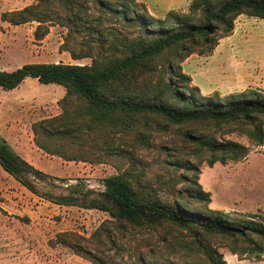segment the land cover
Returning <instances> with one entry per match:
<instances>
[{"label": "trees", "instance_id": "obj_1", "mask_svg": "<svg viewBox=\"0 0 264 264\" xmlns=\"http://www.w3.org/2000/svg\"><path fill=\"white\" fill-rule=\"evenodd\" d=\"M242 15L264 20V0H192L185 11L152 10L139 0H38L2 14L15 26L37 23L38 42L51 27L65 28L61 50L74 60H92L90 65L30 63L13 72L0 70V89L14 90L34 78L65 90L60 113L33 124L36 146L66 162L130 161L127 169L103 181L99 200L83 207L107 212L111 219L90 238L59 233L51 247L65 246L93 264H228L219 244L241 259L264 260V219L233 220L211 210V194L196 176L146 180L135 154L160 150L175 171L198 175L199 164L184 156L209 167L248 157L250 146L230 135L264 146V92L250 88L223 99L217 93L206 97L183 68L194 54L211 56L222 39L234 34ZM172 130L176 138L155 147L157 135ZM0 165L36 195L28 175L53 179L3 139ZM144 235L154 238L148 251L131 244Z\"/></svg>", "mask_w": 264, "mask_h": 264}, {"label": "rangeland", "instance_id": "obj_2", "mask_svg": "<svg viewBox=\"0 0 264 264\" xmlns=\"http://www.w3.org/2000/svg\"><path fill=\"white\" fill-rule=\"evenodd\" d=\"M37 2L0 0V70L13 72L30 63L90 65L91 59L74 60L69 52L61 50L67 33L65 28L51 27L49 35L38 42L34 37L37 23L15 26L1 18L4 12L20 10ZM246 22L254 34L263 36L253 42L255 49L264 48V20L247 17ZM250 88L264 92L263 85H252L230 94H239ZM216 93L222 99L230 95L218 91L202 95L209 97ZM64 94L62 86L42 84L34 78H27L14 90L0 89V139L5 140L37 169L53 177L40 181L31 175L27 176L40 195L70 199L75 204L58 205L32 193L0 165V264H93L65 246L51 247L49 242L62 232H76L84 238H90L104 221L111 219L107 212L83 207L90 204L91 200L101 198L106 178L130 166L127 158L116 157L101 164L66 166L35 144L33 124L57 116L60 113L58 102ZM175 134L176 130H172L169 134L157 135L155 147L176 138ZM227 138L250 146L248 157L237 163H216L209 167L205 161L200 163L198 159L184 156L182 159L199 164L198 175L184 169L175 171L171 163H164V155L160 150L139 149L135 153L136 161L140 160V168H145L146 180H177L181 175L191 178L196 176L203 189L211 194L209 208L221 212L225 218L237 220L254 216L263 220L264 146H253L246 136L238 134ZM153 240L144 235L131 244H142L143 250L148 251L155 244H151ZM218 246L228 264H264V260L257 261L253 257L241 259L232 254L227 246Z\"/></svg>", "mask_w": 264, "mask_h": 264}, {"label": "crops", "instance_id": "obj_3", "mask_svg": "<svg viewBox=\"0 0 264 264\" xmlns=\"http://www.w3.org/2000/svg\"><path fill=\"white\" fill-rule=\"evenodd\" d=\"M139 1L147 4L152 10L158 8L161 11H168L186 9L192 0ZM247 17L242 15L238 18L234 34L222 39L211 56L194 54L184 62L185 73L192 77L194 85L200 88L203 95L215 91L230 94L252 85L264 86V48L255 49L253 44L256 39L263 36L254 34L251 28L246 26ZM53 159L65 163L66 166L84 165L66 162L57 157Z\"/></svg>", "mask_w": 264, "mask_h": 264}]
</instances>
